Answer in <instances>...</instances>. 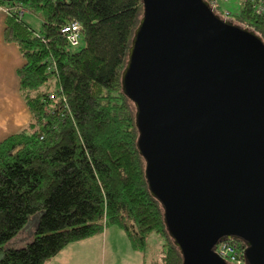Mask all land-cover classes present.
Segmentation results:
<instances>
[{"label": "trees", "instance_id": "trees-1", "mask_svg": "<svg viewBox=\"0 0 264 264\" xmlns=\"http://www.w3.org/2000/svg\"><path fill=\"white\" fill-rule=\"evenodd\" d=\"M143 6V0H0L7 9L5 40L25 58L18 77L32 114L23 130L0 143V264H45L111 226L141 252L157 232L163 264L183 263L148 187L136 109L122 87ZM27 12L40 18V29L24 20ZM232 18L264 41V16L249 0ZM71 20L82 25L77 48L62 33ZM34 215L32 239L13 245ZM232 241L245 263V241Z\"/></svg>", "mask_w": 264, "mask_h": 264}, {"label": "water", "instance_id": "water-1", "mask_svg": "<svg viewBox=\"0 0 264 264\" xmlns=\"http://www.w3.org/2000/svg\"><path fill=\"white\" fill-rule=\"evenodd\" d=\"M16 1V0H4ZM122 87L182 264H264V41L207 0H143Z\"/></svg>", "mask_w": 264, "mask_h": 264}, {"label": "crops", "instance_id": "crops-1", "mask_svg": "<svg viewBox=\"0 0 264 264\" xmlns=\"http://www.w3.org/2000/svg\"><path fill=\"white\" fill-rule=\"evenodd\" d=\"M237 1L245 5V0ZM226 2L219 0L222 8ZM6 20L7 14L0 8V143L23 130L32 120L20 92L18 77V69L25 64V58L15 43L5 40ZM36 227V223L31 225L27 242L32 239ZM16 239L12 244L17 247L27 243L14 244ZM147 251L135 250L127 234L119 226H111L102 234L65 246L45 264H147Z\"/></svg>", "mask_w": 264, "mask_h": 264}, {"label": "rangeland", "instance_id": "rangeland-1", "mask_svg": "<svg viewBox=\"0 0 264 264\" xmlns=\"http://www.w3.org/2000/svg\"><path fill=\"white\" fill-rule=\"evenodd\" d=\"M226 1L227 2L224 3L223 8L221 6L218 9L217 14L219 16H223V18H225L226 20L229 21L233 20L235 24L242 26L243 25L242 23L238 22L237 20H235V18L232 17H235L241 13L244 4H240V2L237 0H226ZM19 8H20L19 9L20 12H26V9L23 6H20ZM225 11H229V14L227 15ZM23 18L25 21L31 24L35 29H40V27L42 26L40 18L35 13L27 12L23 16ZM37 218L38 216L36 215L31 217L29 227L24 230L21 237H18V239L15 240L14 244H18V242H24L28 239V233L30 232L29 230L31 228V225H33V221L37 220ZM164 250H165V245L162 236L157 232H152V234L148 238L147 264H163V256L165 254ZM241 254H242V250H241ZM241 256L242 255H240V257ZM243 264H247V263L246 262L244 263L243 261Z\"/></svg>", "mask_w": 264, "mask_h": 264}, {"label": "built area", "instance_id": "built-area-1", "mask_svg": "<svg viewBox=\"0 0 264 264\" xmlns=\"http://www.w3.org/2000/svg\"><path fill=\"white\" fill-rule=\"evenodd\" d=\"M209 5H211L212 9L217 14L218 9L221 7L219 4V0H207ZM246 1V0H245ZM252 6L253 11L256 14L264 16V0H249ZM5 13H7V9L2 8ZM228 15L229 12L225 11ZM223 17V16H222ZM62 33L66 35L69 45L73 48H77L79 46L80 41L82 39V25L77 20H71L67 22L64 26ZM215 251L222 256L227 262L230 264H243V261L240 257L241 250L237 243L231 240H223L221 241L215 248Z\"/></svg>", "mask_w": 264, "mask_h": 264}]
</instances>
